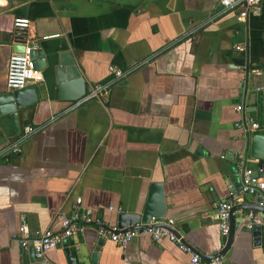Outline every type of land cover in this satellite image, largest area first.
<instances>
[{
  "label": "crops",
  "instance_id": "obj_1",
  "mask_svg": "<svg viewBox=\"0 0 264 264\" xmlns=\"http://www.w3.org/2000/svg\"><path fill=\"white\" fill-rule=\"evenodd\" d=\"M237 16L221 14L219 0H0V95L9 92L16 18L30 22L25 43L42 75L28 86L35 103L0 113V264H31L16 240L22 216L32 231H59L76 199L92 225L46 264L71 256V264H193L165 239L140 236L122 248L98 236L118 229L119 214L141 213L152 184L162 185L164 219L194 254L222 251L217 205L238 194L233 154L246 150L236 125L255 121L245 107L263 87L247 88L245 67L264 47V1L257 14ZM96 85L106 91L69 109ZM27 125L37 131L19 142ZM18 142L21 152L10 154ZM247 213L233 214L223 264H264V229L255 243L241 227Z\"/></svg>",
  "mask_w": 264,
  "mask_h": 264
},
{
  "label": "built area",
  "instance_id": "obj_2",
  "mask_svg": "<svg viewBox=\"0 0 264 264\" xmlns=\"http://www.w3.org/2000/svg\"><path fill=\"white\" fill-rule=\"evenodd\" d=\"M263 1L264 0H219L220 13L225 14L227 12L236 11L238 13V20L244 21L248 15H255L260 11V6ZM29 25V20L23 18H16L13 22L14 30L21 32L27 30ZM236 50H242V48L236 46ZM32 51L33 47L26 46L23 53H13L10 55L6 77V87L8 91L22 90L42 80L41 72L35 67ZM109 70L116 79H121L126 76L125 72L113 67H110ZM103 91H106L105 86L96 85L89 97L80 102L70 104L69 109H75L91 98H98ZM236 110L241 112L243 107L239 105ZM247 123L248 122L245 120V123L237 124L236 126L241 127L245 133H250L258 129V125L255 121L250 120L249 124ZM36 131L37 129L33 126H25L19 137V142L29 138L31 135L35 134ZM19 142L13 145L10 154L15 155L21 152ZM233 156L236 160L237 168L242 172V189L229 200L217 205L216 216L219 222L220 234L224 238H226L229 233V213L231 209L238 204V200L255 190L262 191L264 195V184H257L258 175L255 170L245 162L244 155L236 152ZM261 207L264 208V202L261 203ZM262 215L261 213L248 212L244 217V222L241 227L250 232H253L255 227L264 229V218ZM92 216V212L89 209L81 206L80 199H76L71 213L60 215L62 221L59 231H32L25 217L22 216L20 218L16 240L22 250L32 249L36 261H43L47 253L65 247L73 237L82 232L86 227L91 226L93 222ZM174 225L175 220L164 219L162 223L159 224L136 223L129 229L116 228L109 231L98 229L97 234L100 238L108 239L122 248H126L134 238L140 236L149 237V239L154 242L165 239L173 243L179 251L191 255V263L193 264H223L222 256L203 260L199 255L194 254L192 249L184 243L183 238L175 232Z\"/></svg>",
  "mask_w": 264,
  "mask_h": 264
},
{
  "label": "water",
  "instance_id": "obj_3",
  "mask_svg": "<svg viewBox=\"0 0 264 264\" xmlns=\"http://www.w3.org/2000/svg\"><path fill=\"white\" fill-rule=\"evenodd\" d=\"M6 44L12 46L13 53H23L26 47L25 43V35L24 32L14 30L12 32L11 39L6 41ZM246 73V83L247 88L249 86V82L251 80L258 81L262 84V88L257 91H253L249 95V102L245 107V110L252 114L255 118V122L258 125V129L246 134V150L244 153L245 162L251 166L258 175L257 184H264V47L260 52V55L255 62L247 63L245 67ZM38 100L37 93L34 87H27L22 90L17 91H9L6 94L0 95V113L8 112L14 114L17 110L24 109ZM248 158L253 161H248ZM238 169V168H237ZM240 177L239 188L236 190L239 192L242 189V172H238L237 175ZM246 201H250V204H238L234 206L230 213V224H229V233L226 239V243L221 252L201 258H214L220 257L226 253V251L230 248L232 243L233 234L235 230L233 214L237 211H248L261 213L264 215V208L261 207V203L264 202L263 192L260 190H255L252 193H248L244 196ZM166 214V204H165V195L162 189L161 184H152L150 186V192L148 195V199L141 211V213L137 214H119L117 217L118 221V229L124 228L125 226H129L131 228L136 223H153L159 224L162 223ZM127 227V229H129ZM255 239V243H260V227H255L252 232ZM31 251V264H46L41 261L38 262L34 258V254L32 249ZM69 251L65 253L68 254ZM74 257L71 256L68 258L69 264L73 263Z\"/></svg>",
  "mask_w": 264,
  "mask_h": 264
}]
</instances>
